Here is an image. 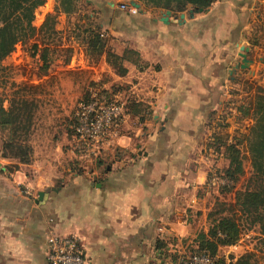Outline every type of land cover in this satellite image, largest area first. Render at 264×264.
Segmentation results:
<instances>
[{"label":"crops","instance_id":"crops-1","mask_svg":"<svg viewBox=\"0 0 264 264\" xmlns=\"http://www.w3.org/2000/svg\"><path fill=\"white\" fill-rule=\"evenodd\" d=\"M104 1L108 11L100 9V16L112 50L133 48L139 61L124 60L119 73L102 53L98 63L80 68L94 71V84L118 87L122 116L91 159L78 156L53 112L32 139L29 162L0 150V264H46L52 231L77 235L86 264H153L155 247L196 245L223 186L233 183L222 176L223 147L211 142L213 134L234 129L224 107L236 82L230 69L239 60L237 46L248 31V1L213 0L193 15L192 3L177 10L137 0L141 8L131 12L121 7L129 0ZM128 99L135 103L127 108ZM216 171L220 187L210 180ZM246 252L245 264H264L258 225L219 245L214 264H236Z\"/></svg>","mask_w":264,"mask_h":264},{"label":"rangeland","instance_id":"rangeland-1","mask_svg":"<svg viewBox=\"0 0 264 264\" xmlns=\"http://www.w3.org/2000/svg\"><path fill=\"white\" fill-rule=\"evenodd\" d=\"M74 1L75 9L69 12L60 10L58 7L59 0H43L33 9L31 20L33 26L39 28L47 16H52L49 20V29L51 30L36 29L31 35L21 36L14 44L13 49L0 60V96L4 107H7L10 102H15L19 96L35 100L36 106L33 108V123L29 136L30 143L37 136V131L44 124V120L47 118L48 121L49 115L53 112L62 118L63 123L65 122L66 136L71 137L73 148L78 156L87 160V156L81 155L74 135L73 125L76 122L78 102L82 98L89 97L92 91L103 90V92L110 93L117 91L118 87L112 85L105 88L96 85L91 79V73L94 71L88 69L89 67L86 65L80 68L83 63H98L100 61V54L96 53L92 44L89 46V51L87 50L88 40L92 34L99 32L108 47L112 49L114 46L110 37V29L100 16L103 13L100 12V9H103L104 12L108 11L107 4L104 0ZM116 1L120 4L126 0ZM246 1L248 3H244L243 6L249 12L248 21L244 23L248 31H246L247 35L242 38V44H239L237 49L239 52H245L246 56L247 52L250 53L253 58L251 64L254 66V72H249V68L252 66L249 62L246 67L233 70L236 82L232 87H229L228 91L231 92L232 96L228 100L227 107H224L226 109L224 114L229 115L233 120L234 129L219 133L221 136H225L227 141H234L235 137H243L251 123L250 117L240 116L237 105L250 99L256 85L264 88V0ZM45 48H48L50 58L47 67H43L42 59V52ZM81 51L83 54L80 58L79 53ZM237 57L239 58L237 62H239L240 53ZM75 64H78L79 68L73 69ZM246 80L253 83H246ZM100 87L103 89H98ZM219 124L222 125L221 120ZM114 125L111 124L110 127ZM115 127L110 133L114 132ZM8 133V128L0 126L1 153L3 140L7 138ZM239 146L243 153L245 171L234 181L231 180L233 182L231 183L232 188L228 191L225 190L226 192L221 194L222 199L215 202L213 207L222 214L239 213L236 210L238 206L232 205L235 199V191L244 188L248 177L251 175L244 142H240ZM217 174L219 175L218 172ZM219 183L221 181H216L215 185L220 187ZM219 212L216 215H219ZM245 216L241 215L239 220L244 224V229H250L253 225H249V218Z\"/></svg>","mask_w":264,"mask_h":264},{"label":"trees","instance_id":"trees-1","mask_svg":"<svg viewBox=\"0 0 264 264\" xmlns=\"http://www.w3.org/2000/svg\"><path fill=\"white\" fill-rule=\"evenodd\" d=\"M146 5L171 7L177 10L183 9L187 3L202 5L211 4L213 0H141ZM43 0H0V60L14 47L21 36L31 35L34 30L49 29L47 16L41 26L36 28L31 23L33 9ZM60 10L69 12L75 9L74 0H59ZM93 45L97 54L105 53V59L116 68L119 73L125 71L124 60L139 61V55L133 48L126 47L122 53H116L105 44L100 33H94L89 37L87 50ZM43 67H47L50 58L48 48L42 52ZM251 84L252 81H245ZM253 83V82H252ZM0 96V126L8 128L7 138L3 140L2 154L15 157L21 162H29L32 158V145L29 141L31 126L33 123V108L36 102L33 98L19 96L15 102H10L7 107L2 105ZM135 103L128 99L127 108ZM240 116H248L251 123L243 137H235L234 141H227L225 136L213 134L212 144L216 149L223 147L224 156L228 159V165L222 171V176L234 181L244 173L243 153L239 146L244 142L247 158L251 167V175L248 177L244 188L235 191L233 206L237 205L239 213L222 214L216 208H212L208 216L210 225L207 231L200 230L196 233L197 243L192 248H207L210 252H216L219 245L234 242L244 229V224L239 220L241 215L248 217L249 225H258L259 231L264 233V88L256 85L250 99L237 105ZM224 190L232 188L223 186ZM234 209V208H233ZM219 212V215L216 213ZM251 257L246 252L236 264H245L244 260ZM218 264H222L218 261ZM248 264H251L248 261Z\"/></svg>","mask_w":264,"mask_h":264},{"label":"built area","instance_id":"built-area-1","mask_svg":"<svg viewBox=\"0 0 264 264\" xmlns=\"http://www.w3.org/2000/svg\"><path fill=\"white\" fill-rule=\"evenodd\" d=\"M129 11L136 12L137 8L122 3ZM103 89V88H98ZM125 101L120 97L119 90L110 93L103 90L93 92L89 97L78 102L76 122L73 125L77 147L82 156L91 159L98 154L105 137L110 135L122 116ZM111 124H115L110 127ZM94 155V156H93ZM211 181H223L217 173ZM237 240V239H236ZM46 264H86L87 258L83 246L75 234H60L54 231L47 236ZM238 244V243H237ZM153 264H214L216 252L207 248L195 249L188 246L155 247L153 250Z\"/></svg>","mask_w":264,"mask_h":264},{"label":"water","instance_id":"water-1","mask_svg":"<svg viewBox=\"0 0 264 264\" xmlns=\"http://www.w3.org/2000/svg\"><path fill=\"white\" fill-rule=\"evenodd\" d=\"M128 4L135 6L136 8H141V4L137 0H129ZM203 9H204V6H202V5L191 4V6L188 8L187 12L189 15H193L195 11L203 10ZM165 12L166 13L161 17V19L164 21H167L168 20V14L170 13V9H166ZM184 14H185L184 12H181L180 16L184 17ZM239 53L241 55V59L239 62H236L233 65V67L230 69V72H233V70L236 68H244L248 65L249 58L246 56V53L243 51H240ZM39 194H41V192Z\"/></svg>","mask_w":264,"mask_h":264}]
</instances>
